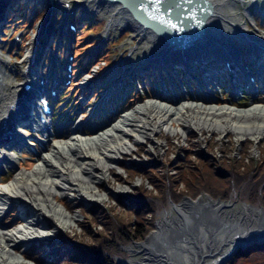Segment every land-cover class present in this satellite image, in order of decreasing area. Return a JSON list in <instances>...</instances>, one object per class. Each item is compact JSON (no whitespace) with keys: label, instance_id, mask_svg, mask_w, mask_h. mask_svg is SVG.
Masks as SVG:
<instances>
[{"label":"bare ground","instance_id":"6f19581e","mask_svg":"<svg viewBox=\"0 0 264 264\" xmlns=\"http://www.w3.org/2000/svg\"><path fill=\"white\" fill-rule=\"evenodd\" d=\"M7 1L8 0H0V15L5 13ZM43 1L48 4L49 11L46 15V20L40 23L38 28L40 27V31L46 30L47 34L49 33L50 26L53 24L52 18L57 15V10L61 8V4L66 1ZM85 1L88 3L92 2L93 8L95 7V3L102 4V2H104V8L108 5L110 8L109 13H111L109 24L125 20L124 22H128L141 38L147 40L152 36L156 37L153 41V45L148 46L145 50L147 54L150 55L149 59L152 60V63L157 65L166 64L165 57H163L165 53H173L174 59L177 60L182 58L196 59L200 56H212L215 54L221 56L223 53H228L229 47L234 41L239 42L238 39L241 38L244 39V41H251L254 37V35L249 33L246 29V27L249 30L251 29L250 25H248V17L251 14L252 6L242 7V11L237 7V5L241 3L244 4L245 2L247 3L249 0L199 1L202 13L197 26L187 31L183 36L176 38V41L171 42L168 40V45L163 39L158 40L157 34L151 33L150 30L152 28H150L149 25H155L148 24L145 20L148 19V21L157 24L163 30L167 29L165 31L169 30L170 34L178 33L176 30V22L187 28L188 23L190 26V23H193L192 21L198 17L197 15H193L194 12H192L194 3H188V0H185L188 12L191 14L190 19H188L187 16L181 14L177 16L170 14L162 16L155 8L147 7L143 5V3L138 4L137 7L134 6L136 11H138V13H136L131 7L132 4L134 5L133 0H117L114 4L111 0ZM253 1L257 2L259 0ZM125 2L129 3L127 9L122 5ZM126 11L128 14H126ZM101 19L103 22H106L105 18ZM252 30L256 34L261 32L257 28ZM110 34L111 33L106 34L105 38L111 37L112 35ZM164 34L169 35V32ZM262 35L264 36V32H262ZM231 36L233 37L230 38ZM188 37L195 38L192 41L196 43H192V41L188 43ZM244 41H240V43ZM103 42H105V39ZM37 45L38 43L34 48L26 52L27 58L28 55L31 56L34 53ZM103 48L104 45L93 53L94 56L99 57ZM155 50L160 51V53L158 52L160 55L154 54ZM15 57H18V55H15ZM7 66H9L8 63H6L5 59L0 55L1 146L7 142L5 144L6 147L4 146L0 149V163H2L3 167L11 165V167L15 168L17 163L19 165L18 156L13 153L15 149H11L9 146V139L6 138L7 135L12 136L13 139L16 140L12 142L13 145H22V152L32 154L28 149V146H32L33 151L31 152L36 151L38 162L35 164L34 168L30 170H21L16 173L12 179L0 185V216L3 215V212L8 206L12 205V202L16 201L19 203L20 207H22L23 211L29 209L32 213L30 216H26L25 223L12 229L0 226V264L20 263L22 256L26 260L24 252V254H18L15 251V247L20 243L28 245V243L33 242L30 246L26 247V251H29L33 248L34 244H44L52 241V239L48 237L50 233L47 229L49 226L48 222H51L56 230H65L76 222L78 215L68 212L66 205L64 204L65 206H62L60 204L62 202H58V194L61 197L73 198L75 196L74 193L77 192L87 201H104L106 195L99 191L98 184L99 181L110 172L112 164L118 163V158L124 153L129 152L133 145L142 139L153 137L160 129L165 128L175 132L173 127L174 124L177 123L184 125L183 130H188L190 128H209L219 130L220 132L228 130L236 133L239 138L249 136L256 141L264 134V100L260 98L251 100L252 104L255 103L254 105L247 108H240L234 104V101H229L231 104L225 103L216 105L212 104V100L208 97L203 100L201 97L197 98L190 96L188 93H183V95L179 97L182 98L185 96L184 100L180 98L176 99L175 97V103H171L169 100L172 99L169 97V100H165L164 98L167 95H156L155 98H150L134 108H131L130 110L132 111L129 113L128 111L130 110L125 109L127 103L123 108L119 105L117 106L116 116L109 118L111 122L118 121L110 124L108 127L102 128V131L100 130L94 135H88L85 132L86 129H91V122L87 119L79 120L70 138L65 141H60L56 137H61L63 135V130H56L55 132L54 129H52L49 117H46L47 120L45 122L39 120V117L33 112V104L31 102L28 103L30 99L27 98V96H22L25 95L26 92L20 89L22 85L26 83L31 85L35 83L39 85L41 79L40 75L45 74L44 66L41 65L38 71L29 67L26 72L18 70V67L10 70ZM22 73V79L19 78L18 80L15 77L13 80V78L10 77L11 75L20 77ZM51 75H53V72ZM99 77L101 79H98ZM105 77L106 74H100L96 75L97 81L90 82V80H86L85 82L84 80V83L81 82L83 85L78 86L80 92L77 97L80 102L79 106L80 104H86L87 100L82 98V96L88 92L89 86L93 83L97 84L102 82ZM58 80L60 81L61 79L58 78ZM19 85H21V87H19ZM52 91H54V89ZM92 91L94 95H96L100 93V88L95 87ZM139 98H142V96ZM191 98L192 101H188V99ZM23 106H27V110L20 111ZM76 106H78V104ZM85 109L86 108H83V110ZM98 109L101 108L98 106ZM22 119H25L24 123H22ZM26 123L28 126H33L34 128H41L43 135L46 136L45 141L41 142L39 147H37L36 142H34L36 140L33 139V135H31L32 132L26 130ZM106 123L102 118L99 119V126L103 127ZM97 127L98 126L95 125V128ZM79 128H82V131H80ZM165 135L169 136L167 133ZM169 137L172 138L171 136ZM166 141L167 140H165V142ZM185 142H188V138H186ZM256 152L257 151H255V153ZM203 198L204 197L201 199ZM207 200L208 202H206L210 207H207L205 216L202 215V218L198 217L196 213L188 212V206H193L200 201L193 203L188 199H184L180 204H171L168 210H164L160 216V218H162L161 222L163 224L166 223L164 219L167 218L169 213L175 211L177 212L178 232H189V229L193 228L194 225H204V222L214 218L213 214L210 213L211 211L214 212L218 208L235 205L251 210L252 213L256 214L259 222H264V212L261 208L241 204L236 201V199L226 203L220 201L214 202L210 199ZM211 206L214 209H212ZM11 211L15 213L11 221H19V217H22V215H19L15 207H12ZM26 212L27 211H24L23 214ZM9 216H11V214L8 212L5 218L7 219ZM203 216L205 218H203ZM244 220H246L245 222L248 226L250 225L247 228L246 224L243 225V229L246 228L247 234L245 233L240 237H235V235L225 237L220 244L218 243L219 245L217 244L218 250L210 253L203 264H219L221 262V264H223L229 259L232 249L235 248L237 244L243 243L247 239L264 238V227L253 226L258 221L255 222L250 215H247ZM41 222L46 223V225L41 227ZM61 234L63 233L57 235L59 236ZM45 237L50 238V240L46 242L41 241L45 240ZM152 237L153 234L151 233L150 236L146 237L142 242L130 246L129 249L133 248L130 252L141 253L139 249L142 248L152 250ZM38 239L39 241L34 242ZM44 247L39 249H43ZM45 250L47 251V255L51 252L49 248ZM134 253H132L131 258L128 257L127 260L120 257L121 254L118 253V255L115 254L113 258L114 261L117 262L118 259L122 264H142L146 260H151L147 255L145 257H139L140 259L137 260V258L134 257Z\"/></svg>","mask_w":264,"mask_h":264},{"label":"rangeland","instance_id":"374dc122","mask_svg":"<svg viewBox=\"0 0 264 264\" xmlns=\"http://www.w3.org/2000/svg\"><path fill=\"white\" fill-rule=\"evenodd\" d=\"M42 6L46 8V13L40 10L34 17H32L31 12H27L26 15V9H23V12L16 14L14 11H10L11 7L14 5L8 4L7 8H5L6 16L5 21L10 20L6 25V27H3L0 29V55L5 59L6 63H8L9 66L8 69H12L18 67V70L20 71H25L30 68H34L35 70L37 69L38 65L47 61L50 59V56H48V59H45L44 57L42 58V62L40 63H33L34 60H38L37 58H33V56L26 55L27 51H30L32 48L35 47V45L38 43V40H41V44L44 42V37L41 38L42 36V31H40V27L38 28V25L42 23L43 21L46 20V15L49 11V6L46 4L43 0H37ZM66 2L61 4V10H59V14L64 12L63 10L66 8V6H69L70 8H74L75 4H81L82 8H85L83 14L82 12H78V16L82 17L83 15L86 17V21L80 25L78 31L76 32V35H72L71 41L68 42V44L71 46V54L73 55V58L75 60L74 65H76V68L74 67L75 74H72V77H70V83L64 85L65 81L62 82L59 86L63 85L61 87L62 92L60 93L61 99L56 103L55 105V110L57 116H51V118L55 117L56 119H60V121L57 123L53 124L54 131L56 132V127L59 125H64V131L63 135L61 137H56L60 141H65L70 138V136L73 134V131L75 129V126L78 123H75L72 125V122L74 121H79V120H84L87 119L90 116V110L88 111H82L81 113H78L83 108L88 107L89 105L93 106V102L97 103L99 100H95L94 95H91L90 97H86V104H80L79 106V99L77 98L80 92V89L78 88L79 83L83 81V78L77 79V71L79 63L82 61L84 55H86V52L94 47L95 45H101L103 38L107 42L105 43V47L103 50V53L97 58L96 62L91 64L86 70L85 73H87L84 76L85 82L86 80H90V82L97 81L98 79H101L100 77L97 79L96 74L98 71L100 72L101 69H106L105 74L106 77L104 79V83H101L102 87L107 86L108 89L106 91L102 92L103 98L102 100L105 101L106 106L110 108V110H113V113H116V108L115 105L119 104V102L122 100V98H125L129 96L130 93L134 92L135 89L132 87V81L131 82H124L123 77L128 75V72H125L124 74H121L124 71V66L126 65V69L130 67H133V65H136V70H143L145 68H155L156 70H164L162 67H155L154 64L152 63V60H149V56L146 52V48L148 46L153 45V41L156 37L152 36L150 39H143L140 37V35L137 34V32L134 30L133 27L128 22L124 21H117L114 24H109V17L111 16L110 8L109 6H105L104 8V3L102 4H94L93 8V3L86 2L85 0H65ZM264 2V0H259L258 3H254L253 0H249L247 3L245 2L244 4L241 3L237 5V7L242 11V7H249L252 6V8L256 7L259 3ZM114 4L115 2L112 1ZM101 5V6H100ZM123 5V4H122ZM41 6V5H39ZM44 9V8H43ZM127 9V8H125ZM126 14L128 12L126 11ZM16 15V16H14ZM15 18V19H13ZM101 18H105L106 22H103ZM12 21V22H11ZM241 21V20H240ZM250 21H252L250 17ZM252 23H254L252 21ZM247 31L249 33L254 34L252 29H248L246 27ZM261 30L263 28L260 27ZM151 33L157 34L158 40L163 39L167 43V39L158 33L157 31H152ZM264 31V30H263ZM226 32V31H225ZM262 32V31H261ZM111 33L112 35L109 38H105V35ZM227 34V32H226ZM47 37V34L45 35ZM162 37V38H161ZM49 38V36H48ZM153 38V39H152ZM255 39V38H254ZM18 40V41H16ZM253 40V39H252ZM16 41V43H13ZM56 41H58L56 39ZM96 41V42H95ZM95 42V43H94ZM169 43H167L168 45ZM53 45V43H52ZM243 46H246L248 50L242 48V53H247L249 50L253 49L252 43L245 42L242 44ZM233 47L240 49V43L233 42ZM10 50V51H9ZM68 49H64L63 51H66ZM35 51V50H34ZM49 51V50H48ZM92 51V50H91ZM90 52V51H89ZM154 52V51H153ZM160 51L154 52L156 55H160ZM33 53V51H32ZM63 54L61 56V62L63 63V58H64V53L62 51L58 52ZM68 52L65 54V60L68 59L69 56ZM163 53V52H162ZM161 53V54H162ZM15 55H18V57H15ZM172 56V57H171ZM164 59L166 61L172 63L175 62L173 53H165ZM162 58V57H161ZM168 59V60H167ZM185 61L186 59H182ZM50 62V61H49ZM24 63V64H23ZM37 64V65H35ZM98 64V65H97ZM20 65V66H17ZM47 69H48V65ZM85 68H81L80 71H83ZM47 71V70H46ZM62 73L63 76L67 78L66 71L64 70V66L62 67ZM158 73V72H157ZM82 75V74H81ZM121 75V76H120ZM88 76V77H87ZM146 76V73H145ZM11 78L16 77L18 80L19 78L22 79L23 73L20 77L17 75H11ZM139 93L134 94L132 93V96L128 98V100H131L130 105L131 107L125 108L130 110L131 108H134L140 103L145 102L146 100H149L150 98H155L156 96L152 93L151 88H150V93H149V86H147V90H142L141 86V77L139 76ZM153 78V76H152ZM100 81V80H99ZM144 82L148 83L147 77L144 78ZM21 87V85H19ZM112 87V88H111ZM133 89V90H132ZM138 89V88H137ZM120 92V94L118 93ZM89 95V94H87ZM229 96V101H234L235 105H237L240 108H247L250 107L251 105H254L251 103V96H244L241 98L234 99L231 96V92L228 94ZM142 96V98H139ZM216 96L219 98V101L215 97H210L212 100V104H231L228 101V96L225 94V98L227 99H222L220 93H216ZM185 97V96H184ZM184 97H179L176 96V99H182L184 100ZM121 98V100H120ZM165 100H169L168 96H165ZM175 99V100H176ZM203 100L207 99L202 98ZM260 99L264 100V95H260ZM175 100H169L171 103H175ZM188 101H192L191 99H188ZM65 103L64 107L61 108V106ZM78 104V106H76ZM232 104V105H234ZM74 105V107H73ZM209 105V104H205ZM73 107V109H72ZM77 107V108H76ZM76 108V110H75ZM132 110L128 111L131 112ZM124 113V112H123ZM54 120V119H53ZM118 121V120H117ZM116 121V122H117ZM54 122V121H53ZM107 122L105 126L103 127H98L95 129H86L85 132L88 135H94L97 132H99L102 128L108 127L110 124H113L115 121H105ZM115 122V123H116ZM183 124H174L173 129L174 131H170L168 129H160L158 130L153 137L147 138V139H142L138 143L132 146V149L124 153L118 158V163L112 164V167L110 169V172L99 181L98 188L101 193H105V198L104 201H87L85 198L81 197L79 193L75 192V196L72 197H61L59 194L58 196V202L62 206L65 204L68 212L72 214H77L76 222L73 223V225L65 230H56L51 222L49 223L48 226V231H50L49 236L51 239H55V236L57 234L63 233L67 234L70 233L74 239H78L81 237L82 239L85 238V232L83 231V226L86 225V222L88 220V214L83 211L86 208L89 207H97V206H110L114 212L111 214V226L114 225L113 232L114 235V240L117 241L118 244V254H121L120 257L123 259L127 260V258H131V254L134 252H130L133 250V248H130V246H133V244H137L142 242L146 237H149L150 234H153V237L151 239L152 243V250L148 248H142L139 249L141 250V253H134L139 260V257H145L146 255L151 259V260H146L142 264H203L205 263L208 255L214 251L218 250V245L221 243L222 240L225 239V237L228 236H233L235 237H240L243 234H247L246 228L249 227L246 224V220L244 218L247 215H250V217L257 222L254 224V227H264V222L257 219L256 214L252 213L251 210H248L244 207H240L239 205L231 206V207H221L216 209L214 212L211 211L210 213L213 214V217L211 220L204 222L203 224H198V225H192L193 228L189 229V232H178L177 229V212L172 211V213H169L167 218L164 220L166 223H162L160 216L161 213L164 210H168L171 207V204H180L184 199H188L189 201L193 203H197L193 206H188V212H193L196 213L198 217L202 218V215L205 216V210L207 207L210 205L207 203L208 200L210 199L211 201L214 202H232L236 199L241 204L250 206V207H257L261 208L264 212V206L262 204V196H257L254 199L249 198V193L252 190H255V188H248L245 185H238L235 184V179L233 178V185L234 189H232L228 195L227 198H223L220 196L222 193V190H219L218 195H213L207 190H202L200 194H198L196 197H190L188 195H178V192L176 193H171L169 190V185H167L168 189L159 195L160 199H153L155 203V208L157 210L156 214L152 216L154 218L153 221V228L149 231V233L145 236L144 239L142 240H137L133 236L130 237H124L120 236V230L118 229L119 224H116L119 221H115L113 218L114 215L119 217L120 219L122 217V214L126 209H124L126 206L122 205L121 201H117V199L122 198L125 196L128 191H132L134 187H137L140 185V183L144 182L145 184H149L147 178H143L141 176H134V178H130L129 175H127L123 168L124 167H133L136 164H143L150 162L151 160H159L160 157H165V154L167 153L168 149V141L171 139H167L169 136L172 137V141L176 144L177 142H182L185 143L186 138L190 140L191 138L198 137V143H196L197 146H200L202 150H207L210 155H212L213 151L216 156H219L223 153L220 151H223L224 149L227 148V144H231L233 146V153L236 156H240L242 152H244L245 147L241 144V142H245L246 140H252V144L249 147L250 151V157L257 159L260 154V145L264 142V134L262 137L256 141L254 138H251L249 136L239 138L237 137L236 133L225 130L220 132L219 130H213V129H198V128H190L188 130H183ZM79 130V129H77ZM102 131V130H101ZM165 132V133H164ZM168 134L169 136H165V134ZM36 138H41L44 139L41 135L35 136ZM165 140H167L165 142ZM217 141L216 145L214 148L211 149L210 145ZM36 142V141H34ZM211 143V144H210ZM37 147L40 146L39 143H37ZM179 146V145H178ZM142 148V150L139 148ZM180 147V146H179ZM209 147V148H208ZM25 148V147H24ZM251 148V149H250ZM209 149L213 151H209ZM23 149H17L14 151V154L17 155V159L19 161L16 164V167H11L9 165V170L1 177V179L4 181H8L9 179H12L16 173H18L21 170H30L35 167V164L38 162V157L36 155L28 154L26 152H22ZM228 150V148L226 149ZM255 151H257L255 153ZM262 155V154H261ZM157 156V157H156ZM246 162H248L246 160ZM245 163V162H244ZM18 165V167H17ZM165 167V166H164ZM167 168V167H166ZM167 170V169H166ZM251 179V175L247 178ZM122 180V181H121ZM214 185H217L218 187L220 186L219 183H217V179L212 182ZM248 184V183H247ZM211 185V184H210ZM209 187V186H208ZM175 191V190H174ZM204 197L203 199H201ZM206 198V199H205ZM201 199V200H200ZM207 201V202H206ZM97 202V203H94ZM206 202V203H205ZM97 204V205H96ZM64 205V206H65ZM84 205V207H83ZM12 207H15V209L18 210L19 215L21 214L22 217L20 216L19 221H11L13 217H8L7 219L5 218L6 213H14L11 211ZM212 207V206H211ZM212 209H214L212 207ZM130 210V209H127ZM24 211H27L25 214H23ZM22 207H20L19 203L12 202L11 206H8L7 209L3 212V215L0 216V226L6 227L9 229H12L22 223H25L26 216H30L32 213L29 209L24 210ZM244 211V212H243ZM250 213V214H249ZM86 215V217L84 216ZM125 215V214H124ZM157 215V216H156ZM126 216V215H125ZM203 216V218H205ZM151 217V216H150ZM149 217V218H150ZM256 217V218H253ZM124 218V217H123ZM127 222L131 223L132 226L135 224V218L133 217H128ZM11 221V223H10ZM47 223V224H48ZM159 223V225H158ZM246 224V228L243 229V225ZM46 223L41 222L40 226H45ZM39 226V227H40ZM51 229V230H50ZM82 229V230H81ZM261 230V229H260ZM47 231V230H46ZM44 238L45 240L41 241H48L50 238ZM119 240V241H118ZM260 241L263 242L264 238L262 239H247L243 243L237 244L235 247L238 245H243L245 243H249L251 241ZM38 240H35L34 242H37ZM81 241V244H85V241ZM33 242L28 243V245H24V243H20L15 247V251L18 254H24L26 252V247L30 246ZM219 243V244H218ZM257 243V242H252V244ZM259 243V242H258ZM218 244V245H217ZM250 244V245H252ZM249 246V245H248ZM240 248H245V247H238ZM234 249V248H233ZM231 252V256L229 257L228 260L232 258V256L236 253V251ZM22 250V251H21ZM24 252V253H23ZM234 252V253H233ZM117 254V255H118ZM26 257V256H25ZM252 263L253 264H264V253H256L252 255ZM228 260H226L224 263H226ZM223 263V264H224ZM13 264H35L33 261L29 259H24V257H21V262L20 263H13ZM117 264H122L117 259Z\"/></svg>","mask_w":264,"mask_h":264},{"label":"trees","instance_id":"16d2710c","mask_svg":"<svg viewBox=\"0 0 264 264\" xmlns=\"http://www.w3.org/2000/svg\"><path fill=\"white\" fill-rule=\"evenodd\" d=\"M16 8L17 6L13 9L15 13L23 11L22 9L17 11ZM42 11L45 12V9L42 8ZM130 101H127L125 108L132 105ZM167 139L171 140L168 141L169 147L165 157L136 164L131 168H123L130 178L136 175L141 176L147 178L149 184L142 182L132 191H128L125 196L117 199V201H123L122 205L126 206L124 209H130L125 210L127 211L124 212L126 216L122 214L121 219L120 215L119 217L113 216L115 221H119L116 224H119L121 237H124L123 235L130 238L133 236L137 240L145 238L153 228L154 218L152 216L157 212L153 199H160L159 195L168 189L167 185L171 193L178 192L179 196L183 194L196 197L202 190L218 195L219 190H222V193H219L220 196L227 198L230 191L234 189L232 187L234 178L235 184L255 188L249 193V198L254 199L263 195L262 204L264 206V142L263 146L261 144L259 147L262 155L254 159L250 157L249 151L252 140L241 142L245 150L240 156L233 153L234 149L231 144H227L228 150L226 148L220 151L223 154L216 156L211 150L217 144L216 140L210 143L209 151H213L210 155L207 152L208 149L202 150L196 145L198 137L176 144L172 138ZM140 149L142 150L141 147ZM250 175L251 179H247ZM216 179L219 187L212 183ZM83 211L88 214L89 220L86 225H82L85 238L79 237V240H76L70 233L56 235V238L48 243L34 244L32 249L25 252L26 259L35 264H117L113 258L119 253L117 241L112 236L114 235V225L111 226L113 209L110 206H94L83 209ZM86 215L84 214L85 217ZM14 216L15 213H12L10 217ZM128 217L135 218L134 226L127 220H123ZM80 240L85 241V244H81ZM42 247L44 248L39 249ZM46 248L51 250L48 255ZM256 253H264V241L238 249L224 264H253L251 257Z\"/></svg>","mask_w":264,"mask_h":264},{"label":"water","instance_id":"95a60500","mask_svg":"<svg viewBox=\"0 0 264 264\" xmlns=\"http://www.w3.org/2000/svg\"><path fill=\"white\" fill-rule=\"evenodd\" d=\"M133 3H134V5L132 4V8L134 9V11L136 12V13H138V11H136V8H134V6H136L137 7V5L140 3L138 0H133ZM125 5H129V3L128 2H125L124 3ZM138 15V14H137ZM145 22L146 23H148L146 20H145ZM147 25V24H146ZM149 26H151L155 31H157L158 33H161V30L158 28V27H155V26H152V25H149ZM191 24H190V26L188 25V27L186 28V32L188 31V28H189V30H191ZM157 28V29H156ZM183 28V27H182ZM159 29V30H158ZM170 32V31H169ZM175 34H177V33H174V34H170V36H172V35H175ZM170 36L168 37V38H170ZM88 97H90V95L88 96ZM252 242H260V241H258V240H256V241H251V242H249V243H245V244H243V245H238L237 247H235L234 249H233V251H236L237 249H238V247L240 246V247H246V246H248V245H250V244H252ZM234 253V252H233ZM228 258V257H227ZM226 258V259H227ZM225 261V260H224ZM223 261V262H224ZM222 263V262H221ZM221 263H219V264H221Z\"/></svg>","mask_w":264,"mask_h":264}]
</instances>
